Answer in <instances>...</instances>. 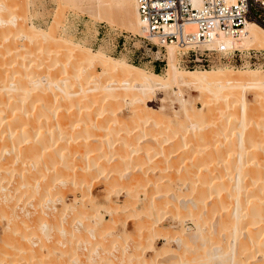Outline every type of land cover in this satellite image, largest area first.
Wrapping results in <instances>:
<instances>
[{"label":"bare ground","instance_id":"1","mask_svg":"<svg viewBox=\"0 0 264 264\" xmlns=\"http://www.w3.org/2000/svg\"><path fill=\"white\" fill-rule=\"evenodd\" d=\"M23 1L0 0V226L9 235L0 256L15 249L7 264H264V65L185 66L166 42L157 72L65 34L60 3V18L43 28ZM219 45L264 48V26L247 19L238 35L216 30L200 44ZM137 215L131 235L125 223ZM114 227L111 244L129 243L110 257Z\"/></svg>","mask_w":264,"mask_h":264},{"label":"built area","instance_id":"2","mask_svg":"<svg viewBox=\"0 0 264 264\" xmlns=\"http://www.w3.org/2000/svg\"><path fill=\"white\" fill-rule=\"evenodd\" d=\"M143 35L125 33L120 29H111L103 22L95 24L96 33L92 34V46L105 39L112 52H121L128 59L140 63L147 56L154 68H163L166 59L163 53L158 55L153 50L165 48L164 43H173L178 48L180 62L185 66H209L217 61L243 60L251 64L264 65V48H249L242 53L239 48L218 47L201 48L200 44L214 38L216 30L232 35L241 33V27L247 19H255L264 26V0H202L195 6L192 0H135ZM71 31L83 34L86 19L82 14H68ZM139 36V43L136 37ZM154 39V40H153ZM152 52V54L149 53Z\"/></svg>","mask_w":264,"mask_h":264},{"label":"rangeland","instance_id":"3","mask_svg":"<svg viewBox=\"0 0 264 264\" xmlns=\"http://www.w3.org/2000/svg\"><path fill=\"white\" fill-rule=\"evenodd\" d=\"M92 1V3H90V1L89 0H77V1H74V2H72L71 0H24L23 2H24V4H26L24 7H26L25 9H26V11H28L29 13H30V15L32 14V16H31V19L33 20V22L35 23V24H37V25H39V26H41V27H43V28H45V27H48V26H50V25H53V24H51V23H53V21H55L54 20V18L55 19H59L61 16H65V17H61V22H60V20H56L57 22H58V27L60 28V30H63L64 29V33L65 34H68V35H72V34H74L78 39H84V40H87V44H88V46L90 45V47L92 48V49H94V50H98V49H102V50H104V52L106 53V54H108V55H113V56H117V57H125L128 61H130L129 59H128V57H127V55L124 53V50H122L121 52H112L111 51V49H110V47H109V43H108V41L107 40H101L100 42H99V44L98 45H95V46H92V44H91V37H92V34H95L96 33V26H95V24L97 23V22H101V20H99V19H97V20H92L91 19V17L89 16V14H92V15H98V14H100L101 16H102V18L103 19H107V20H112L113 21V23H114V25H111V24H108V23H106V22H103V23H105L106 25H108L111 29H120V30H122V31H124L125 33H132V34H134V31H135V25H136V18H134V17H132V15H131V8H130V2H129V0H91ZM58 3V4H57ZM61 5H63L62 7H60V4ZM91 4V5H90ZM65 5V6H64ZM67 6V7H66ZM58 7H60V8H63L64 7V9H62V11L63 10H65V11H63V13H64V15H60V17L58 18V16L56 17V12L58 11ZM67 9H66V8ZM71 7H72V9H74V10H72L71 9ZM74 7V8H73ZM57 10V11H56ZM59 10H61V9H59ZM62 11H58L59 13H58V15L60 14V12H62ZM67 12V13H66ZM69 13H72V14H82L83 15V18L84 19H86V28H85V31H84V29H83V34H79V35H77V34H75L74 32H72L71 31V27H70V25L72 24L71 23V21L69 20V18H68V14ZM35 14V15H34ZM53 15H54V18H53ZM65 19V20H64ZM67 19V20H66ZM32 20H30V21H32ZM94 21V22H93ZM55 23V22H54ZM54 25H56V23L54 24ZM95 26V27H94ZM67 30V32H65ZM68 32H70V34L68 33ZM154 51V54H156L155 53V50H153ZM165 50H163V54H165V52H164ZM149 53L150 54H152L153 55V53L152 52H150L149 51ZM150 59V56H147L145 59H143V61H141L140 63H137V62H133V63H135V64H137V65H142V66H146V67H149V68H151V69H154L155 71H157V72H164L165 71V69H166V65H165V67L163 66V68H161V69H159V67H157V68H154V66L151 64V62L150 61H148ZM132 62V61H131ZM166 63H167V61H166ZM2 66L3 65H5V64H1ZM0 65V66H1ZM1 66V67H2ZM221 66H224V65H219V66H216V67H213V68H217V67H221ZM98 67V66H97ZM226 67V66H225ZM228 67V66H227ZM208 68V67H207ZM229 68H231V66H229ZM257 68H261V69H263L264 67H257ZM235 69H241L240 67H238V68H236L235 67ZM77 87V86H76ZM169 92H171V91H169ZM247 97L249 98V99H251V100H254L255 98H256V95L255 94H253L251 91H247ZM159 99H160V96H159ZM151 103V105H153L155 108H157L159 105H160V100H157V99H155V100H153V101H151L150 102ZM199 104H201V103H199ZM166 146V145H165ZM169 146V143L167 144V147ZM170 147V146H169ZM190 161V160H189ZM187 163L189 164V162L187 161ZM139 172L141 171V170H138ZM135 171H133L132 173H134ZM136 173V172H135ZM165 173H168V171H164V172H162V174H165ZM101 186H97L96 188H100ZM97 193L100 191V190H95ZM124 196H119L118 197V200L117 201H120L121 202V200H123L124 201ZM113 204V203H112ZM123 212H128L127 210L126 211H123ZM122 212V213H123ZM121 213V216L123 217V218H126V215H127V213L126 214H122ZM143 215V214H142ZM144 216V215H143ZM191 215H189L188 216V214L187 215H185V217H184V219H185V225H186V227H189V226H191V227H194L195 225H194V220H193V218L192 217H190ZM133 216H131V217H128V221L126 220V222L127 223H125V225H127L126 226V229H127V232L129 233V234H131V232H134V228H135V223L133 224V222H136L137 220H138V217H139V215H137L136 217H134V218H132ZM108 216H106V219L108 220ZM131 218V219H130ZM135 218H136V220H135ZM140 218V217H139ZM133 220V221H132ZM135 220V221H134ZM132 221V222H131ZM164 224H167V221L166 220H164V222H163ZM131 226H132V228H131ZM117 228H119V227H117ZM116 227H114V229H115V231L114 230H111L112 231V233L111 234H109L108 233V235H106V245L108 246V251L110 252V254H109V252H108V254H109V256L111 257L113 254L112 253H118L119 254V252L118 251H120L121 250V246L122 245H125V243L126 244H128L129 242V239H127V241L126 242H124V244H120V245H116V246H113V244H111V242L113 243V240L110 242V239H108V238H112V237H114V238H116V236H117V233L119 232V231H117L118 229H117ZM3 228H2V226H0V235L1 236H4V233L5 232H3V230H2ZM117 229V230H116ZM16 233H14L15 235H17V231H15ZM114 232H117L116 234L114 233ZM14 234H12V236L14 235ZM115 234V235H114ZM126 234V233H125ZM132 234H134V233H132ZM131 234V235H132ZM110 235V236H109ZM178 235V234H177ZM0 236V237H1ZM125 236V235H124ZM176 236V235H175ZM5 237H6V239H8L9 238V235L7 236V234H6V236H4V239H5ZM15 237V236H14ZM118 237V236H117ZM2 238V237H1ZM113 238V239H114ZM5 239V240H6ZM164 240L163 239H156V242L158 243V245H161L162 244V242H163ZM0 242H2V240H0ZM4 242V241H3ZM3 242L1 243V244H3ZM109 242V244H107ZM174 243V244H173ZM172 245L174 246V247H176L177 245H176V243L175 242H172ZM114 248H113V247ZM118 246V247H117ZM110 248H112V249H110ZM123 248V247H122ZM13 249V248H12ZM27 249V248H26ZM15 249H13L12 251H14ZM113 250V251H112ZM9 251H10V249H9ZM6 251L5 253H3L2 254V256H0V258L1 257H4V259L2 260V259H0V261H1V263L0 264H7V262L10 260V259H12V257H10L11 255H13V254H9V253H11L12 251ZM117 251V252H116ZM9 252V253H8ZM152 252H154V251H152ZM13 253V252H12ZM4 254H5V256H4ZM7 254V255H6ZM9 254V255H8ZM112 254V255H111ZM148 257L150 256V252H146L145 253ZM8 257L10 258V259H8ZM175 258L176 257H178L179 259H175V261L174 262H176V263H179V262H181L182 261V256H174ZM7 259H8V261H7ZM174 259V258H173ZM6 260V262H4ZM24 261V260H23ZM18 262V263H17ZM22 261H15V262H11V263H17V264H19V263H21ZM129 261H126V263H124V264H127ZM131 262H133V264H134V262L135 261H130L128 264H132ZM112 264H114L113 262H111ZM116 264V263H115ZM203 264H211L210 262H206V263H203Z\"/></svg>","mask_w":264,"mask_h":264}]
</instances>
